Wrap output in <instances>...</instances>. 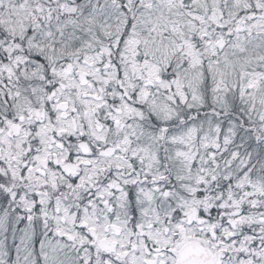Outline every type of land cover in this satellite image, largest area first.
Returning <instances> with one entry per match:
<instances>
[{
	"label": "snow or ice",
	"instance_id": "1",
	"mask_svg": "<svg viewBox=\"0 0 264 264\" xmlns=\"http://www.w3.org/2000/svg\"><path fill=\"white\" fill-rule=\"evenodd\" d=\"M0 264H264V0H0Z\"/></svg>",
	"mask_w": 264,
	"mask_h": 264
}]
</instances>
